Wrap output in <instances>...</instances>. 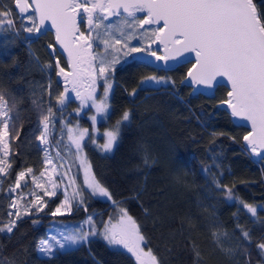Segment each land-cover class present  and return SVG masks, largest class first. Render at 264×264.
Instances as JSON below:
<instances>
[{"label":"snow or ice","instance_id":"snow-or-ice-1","mask_svg":"<svg viewBox=\"0 0 264 264\" xmlns=\"http://www.w3.org/2000/svg\"><path fill=\"white\" fill-rule=\"evenodd\" d=\"M137 13L144 15L139 17ZM17 18L20 20L19 28ZM112 18L118 20L113 22ZM81 25L85 30H81ZM153 25L157 27H148ZM51 29L55 30V45L49 43L47 47L51 49L53 61L41 66L36 60L40 72L49 77L47 86H41V96L46 94L48 97L46 111L42 98L32 101L39 113L41 127L37 129L39 135L35 139L39 141L38 148L44 146L43 170L37 175L32 167H27L15 174L14 182L7 189L11 202L7 220L0 219V233L10 238L18 223L24 217L38 216L43 212L48 206L45 197L56 196L59 189L63 190L64 199L51 212L52 216L70 212L73 201L77 207L85 205L84 193L87 192L91 197L111 201L118 209V215L103 222L102 229L97 228L93 216L89 215L83 224L70 231L65 229L57 234H46L36 244L42 264H49L57 255L78 251L96 237L102 238L111 250L129 255L135 264H161L153 250L147 247L148 240L137 220L121 206L123 201H116L109 189L96 178L84 154L85 139L102 153H111L120 139L121 128L131 119V110L124 111L113 128L103 132L101 138L104 143L97 144L95 125L98 117L110 115L108 99L113 88L112 78L116 65L121 64L123 58H130L124 59L125 64L139 62L148 66L163 61L166 66L169 61L181 59L189 63L190 57L185 54L193 53L195 63L188 71L186 86L196 85L195 94L214 97V89L226 86V81L230 90L221 105H227L231 116L238 118L233 121L237 127L250 125L251 130L243 136L244 150H250L256 158L255 163L264 161V0H13L12 7H0V35L5 39L19 36L23 31L28 34L24 38L27 41ZM133 40H137L139 46L132 45ZM57 45L62 49L60 55L66 53L69 71L61 65ZM153 45L157 47L154 49ZM8 54L6 48L0 50V56ZM53 73L57 77L55 83L63 84V90L58 94L53 91ZM100 81L102 85L98 83ZM167 84L163 77L148 76L141 81L140 91H158L159 86ZM101 86L103 95L98 97L97 91ZM130 95L135 97L137 90L133 89ZM52 99L55 105L51 103ZM75 100L79 101L75 110L77 116L84 109H94L95 114L89 117L92 133L88 128L81 129L79 124L69 126L70 121L67 120L61 126L60 131L68 142L64 147L72 157V162H68L60 149L55 156L50 154L49 137L59 123L57 113H62ZM19 119L15 102L10 104L0 87V187L3 180L12 175V157L19 147L15 141L21 138ZM63 142L64 135L56 144ZM140 150L145 167L155 163L147 148ZM73 167L83 172L82 186L77 183ZM210 171L211 168L202 169V172ZM29 182L32 190L27 193L21 191ZM68 188H72L71 195ZM216 188L226 194V202H235L231 188L219 182ZM241 204V211L246 210L245 214L250 218H256L258 211H264V205L258 208L243 201ZM84 210L87 211L86 206ZM32 223L36 225L39 220L33 219ZM84 225H87V230ZM212 227L211 235L216 246L226 256L233 255L234 249L223 246V240L229 238L228 233L219 231L216 224ZM240 231L238 239L241 244L238 247L243 249L241 255L246 257L244 264H251L254 254L259 257L257 264H264V240L255 243L253 252L251 231ZM195 255L199 258L200 253L195 252ZM0 264H15V261H6L0 256Z\"/></svg>","mask_w":264,"mask_h":264},{"label":"trees","instance_id":"trees-1","mask_svg":"<svg viewBox=\"0 0 264 264\" xmlns=\"http://www.w3.org/2000/svg\"><path fill=\"white\" fill-rule=\"evenodd\" d=\"M12 3L13 0H0V7H12ZM16 23L19 28V18ZM27 35L23 31L10 39L0 35V50L6 48L9 53L0 56V83L8 88H25L47 102V95L41 96V86H47L49 77L40 72L36 60L41 66L53 61L47 45H55V38L49 32L26 41ZM57 55L66 68V60L60 53ZM190 68L188 64L165 72L139 62L116 66L110 115L99 126L112 129L126 110H131V119L121 128L112 153L103 154L87 139L84 154L96 178L116 201H123L121 206L137 220L148 240L147 247L161 264H244L246 257L238 247L240 230L251 231L253 252L255 243L264 240V211H258L256 218H250L246 210L241 211V201L258 208L264 205V161L254 162L255 158L244 150L243 136L249 131L237 127L231 116L220 109L229 90L219 87L214 97L208 98L194 95L191 88L182 84ZM148 76L163 77L168 84L159 86L158 91H140L141 81ZM51 79L53 91L58 94L62 87L55 83L54 73ZM133 89L137 90L135 97L130 95ZM78 106L77 102L70 103L64 116L69 114L82 128L91 130L88 110L84 109L81 117L74 115ZM60 116L57 113V119ZM141 148H147L155 161L150 167L142 163ZM12 160V175L0 187V219L5 221L11 202L7 189L15 174L27 167H32L37 175L43 170V154L36 151ZM208 168L210 172H202ZM217 182L232 189L234 203L226 202V194L216 188ZM84 194L85 205L74 206L71 214L59 216H52L51 212L59 206L61 192L54 198L45 197L48 206L43 212L24 217L10 238L0 233V256L6 261L14 260L15 264H42L36 244L49 234L54 224L78 226L91 215L97 228L102 229L103 222L118 215L111 201ZM33 219L39 223L34 225ZM213 224L228 233L223 246L234 249L233 255L226 256L214 243ZM195 252L200 253L199 258ZM258 259L254 254L251 264H257ZM49 264H135V261L111 250L102 238L96 237L78 251L57 255Z\"/></svg>","mask_w":264,"mask_h":264},{"label":"rangeland","instance_id":"rangeland-1","mask_svg":"<svg viewBox=\"0 0 264 264\" xmlns=\"http://www.w3.org/2000/svg\"><path fill=\"white\" fill-rule=\"evenodd\" d=\"M117 20H118V18L115 19L113 22H116ZM30 38H32V37H30ZM132 45L139 46L137 40H133L132 41ZM95 50L96 51H100V49H95ZM137 55H143V54H137ZM124 59H129L130 60V58H123L121 64L124 63ZM119 65L120 64H118L116 66H119ZM56 79H57V77H56ZM98 83L102 85V81H100ZM60 86L62 87V90H63V84H60ZM0 87H2L4 89L5 97H6V99L9 100V103L12 104L13 102H15V104H16V112L19 114V117H20L19 121H17V124H18V128H20V130H21V138H20V140L15 141V145H19V147L16 149L17 154L14 155L12 158L16 157L17 155H22L23 153H26L28 151H34V152L36 151L39 154H43V158H44V151L42 150L44 146L40 145L39 148H38L37 145H39V141L35 139V136L39 135V131H37V129L40 128L41 126L39 125V113L35 110L34 105L32 103V101L34 99H41V97H37V95L31 94V92L26 90L25 88L24 89L23 88H21V89L20 88H8L3 83H0ZM101 91H102V93H101ZM111 94H112V92H110L109 99H108L109 109H110ZM72 95L74 96V94H72ZM102 95H103V89L101 90V87H99L98 91H97V96L99 97V96H102ZM53 102H55L54 99L51 100L52 104H53ZM74 102H77L79 104L78 100H75ZM44 108H45V111H46V109H47V102L46 101H45V104H44ZM86 110H88V109H86ZM88 111H89V114L86 115V116L89 119V117L91 115L95 114V110L92 109V110H88ZM83 112H84V110L81 111V113L79 115L80 117H81V114ZM13 115H15V113ZM64 115H65V110H63V112L61 113V116L58 117V119L60 120L59 121V126H57L55 129H53L52 134L49 137V140H50L49 151H50L51 155L55 156L56 151L58 149H60L61 150V154L66 157V160L68 162H72L71 153H69L68 149L66 147H64V145H66L68 143L66 135L60 131V128L63 125L65 120L70 121L69 126H71V127H75L77 124H79V126H80V123H79V121H76L75 119H73V117H71L69 114L66 115V116H64ZM74 115H76V114H74ZM76 117H78V116H76ZM106 118L107 117H98L97 123L95 125L94 138L96 139L97 144L104 143V140L101 138L102 134L106 130H109L108 128L102 129L99 126L100 124H103V122L106 120ZM90 122H91V120H90ZM91 124H92V122H91ZM80 128L83 129L81 126H80ZM89 131H90V133H92L93 125H92L91 130H89ZM62 135H64V142H63V144L57 145L56 141L60 140ZM86 140H87V138L85 139V141ZM93 145H94V147H96L95 144H93ZM73 151H74V149H73ZM103 154H105V153H103ZM107 154H110V153H107ZM72 172L76 174L77 183L82 186V184H83V172L82 171H78L76 169V167L72 168ZM27 187H28V191H25V188H27ZM32 188H33V186L29 182V184L26 187L22 188L21 191L23 190L24 192L27 193V192L31 191ZM36 191L39 194H42L40 192V190L37 189ZM60 192L62 194V200H63L64 199V194H63V190L62 189L57 190V195ZM68 193H69V195H71L72 188H68ZM56 196H54V197H56ZM54 197H51V198H54ZM98 198H101V197H98ZM101 199L105 200V198H101ZM74 206H77L76 201L72 202L71 211L70 212H66L64 215L71 214L73 212V207ZM57 216H59V215H57ZM74 227L75 226H72L70 224L57 223V224H54V227L49 232V234H57L58 231L65 230V229L70 231ZM84 228L87 230V225H85Z\"/></svg>","mask_w":264,"mask_h":264},{"label":"water","instance_id":"water-1","mask_svg":"<svg viewBox=\"0 0 264 264\" xmlns=\"http://www.w3.org/2000/svg\"><path fill=\"white\" fill-rule=\"evenodd\" d=\"M144 15V13H137V16H139V17H142ZM113 19V21L115 20V19H117V18H112ZM48 27L50 28V22H49V24H48ZM148 27H157L156 25H153V26H148ZM52 33L54 36H55V30L54 29H51L50 31H48L47 33ZM46 33V34H47ZM42 35H45V34H42ZM42 35H39V36H42ZM157 47V45H153V48L155 49ZM161 48H162V46H160ZM56 48H57V53H62V49H59V46L57 45L56 46ZM49 50V54H50V52H51V49H48ZM160 54H163L162 53V51H161V53ZM186 56H189L190 57V60H191V62H189V63H185L184 61H183V59H181L180 61H169L168 62V64L165 66V64H164V62L163 61H157V62H155L154 64H152V65H149L151 68H153L154 70H160V71H165V72H171V71H174V70H176L177 68H179V67H181V66H184V65H188V64H190L191 65V68H192V66H193V64L195 63V57H194V54L193 53H186L185 54ZM62 56L65 58V60H66V62H67V57H66V53H64V54H62ZM53 58V57H52ZM148 59H152V60H154V58H148ZM157 65H158V67H157ZM190 68V69H191ZM70 70V69H69ZM217 79H220V80H223L224 78H222V77H218ZM183 86H186V84H187V76H186V79L183 81ZM225 85L226 86H224V88H226V89H228V90H230V85H228L227 84V82L225 81ZM186 87H188V86H186ZM202 87V86H201ZM189 88H191L192 89V93L194 94V95H200V94H195L194 93V89L196 88V85H192L191 87H189ZM218 90V88H215L214 89V94L216 93V91ZM203 96H205V97H209L208 95H203ZM220 109H223V110H225L230 116H231V110L230 109H227V105H220ZM227 109V110H226ZM230 119H232V122L234 121V119H238V118H233L232 116H231V118ZM243 128H246L248 131H250L251 130V128H250V125L249 126H247V127H243ZM243 143L245 144V142L243 141ZM249 153H250V150L248 151ZM251 154V153H250ZM252 155V154H251ZM253 158H255L254 156H253ZM256 159V158H255Z\"/></svg>","mask_w":264,"mask_h":264},{"label":"flooded vegetation","instance_id":"flooded-vegetation-1","mask_svg":"<svg viewBox=\"0 0 264 264\" xmlns=\"http://www.w3.org/2000/svg\"><path fill=\"white\" fill-rule=\"evenodd\" d=\"M81 30H85V26L84 25H81ZM63 57V56H62ZM64 58V57H63ZM65 59V58H64ZM67 63V62H66ZM66 69V71H69V69L66 67L65 68Z\"/></svg>","mask_w":264,"mask_h":264}]
</instances>
